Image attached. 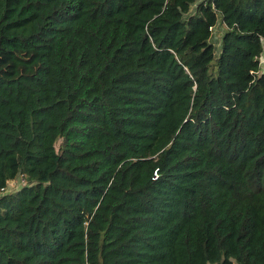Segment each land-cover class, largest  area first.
Wrapping results in <instances>:
<instances>
[{"label":"trees","instance_id":"1","mask_svg":"<svg viewBox=\"0 0 264 264\" xmlns=\"http://www.w3.org/2000/svg\"><path fill=\"white\" fill-rule=\"evenodd\" d=\"M263 48L264 0H0V264H264Z\"/></svg>","mask_w":264,"mask_h":264},{"label":"rangeland","instance_id":"2","mask_svg":"<svg viewBox=\"0 0 264 264\" xmlns=\"http://www.w3.org/2000/svg\"><path fill=\"white\" fill-rule=\"evenodd\" d=\"M226 26L223 24L222 19H219V22L216 24L214 31L212 32V42L215 44V57H218L221 53V42L224 35ZM25 184V180L22 177H19L15 180L9 182V186L6 189V192H13L21 188ZM4 193L0 191V195Z\"/></svg>","mask_w":264,"mask_h":264},{"label":"built area","instance_id":"3","mask_svg":"<svg viewBox=\"0 0 264 264\" xmlns=\"http://www.w3.org/2000/svg\"><path fill=\"white\" fill-rule=\"evenodd\" d=\"M214 28H215L214 26L211 27L212 32L214 31ZM257 58H258L259 69L256 71V73L257 74H263L264 73V48H263L261 54ZM12 180H15V179H12ZM12 180H10V181H12ZM0 191L4 192L5 190L2 189Z\"/></svg>","mask_w":264,"mask_h":264}]
</instances>
